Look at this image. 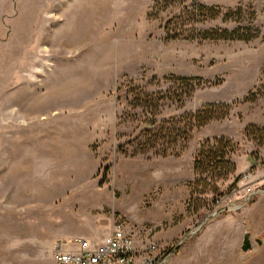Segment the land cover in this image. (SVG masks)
Instances as JSON below:
<instances>
[{"label":"rangeland","instance_id":"374dc122","mask_svg":"<svg viewBox=\"0 0 264 264\" xmlns=\"http://www.w3.org/2000/svg\"><path fill=\"white\" fill-rule=\"evenodd\" d=\"M197 1L219 14L193 24L183 13L172 23L256 36L165 39L178 6L152 16L153 0H0V264H55L57 239L82 238L92 248L117 220L138 246L157 242L155 232L168 222L186 225L169 243L158 242L174 247L167 264L190 248L206 217L223 213L212 214L214 199L248 181L256 190L245 205L264 195V145L243 133L264 115V0ZM175 76L197 77L199 85L181 108L164 101L161 117L209 103L231 105L229 117L195 130L177 156L120 153L141 119L125 104L128 87L165 91ZM72 100V111L63 110ZM215 136L237 144L233 161L250 157L249 177L226 193L232 175L219 193L196 198L198 210L187 209L180 199L191 191L193 157ZM168 187L170 207L157 200ZM228 201L219 204L225 213L243 202Z\"/></svg>","mask_w":264,"mask_h":264},{"label":"trees","instance_id":"16d2710c","mask_svg":"<svg viewBox=\"0 0 264 264\" xmlns=\"http://www.w3.org/2000/svg\"><path fill=\"white\" fill-rule=\"evenodd\" d=\"M178 6V13L173 14L164 25L165 39H213V40H250L256 35H244L238 30H213L199 29L196 25L191 27H177L178 23H172L173 19L181 18L184 13L188 15L193 24L207 17L215 18L219 11L214 7H208L197 0H153L152 16H157L167 9ZM232 16V14H227ZM187 18V17H186ZM172 24V27L168 25ZM189 28V29H187ZM249 31V28H246ZM189 31V33H185ZM197 77H171L172 85L165 91L149 93L139 86L128 87L124 96L127 107L138 111L141 115L140 127L137 134L118 145L120 153L130 156L152 154L159 157L177 156L186 147L192 133L205 127L211 121L222 120L229 117L231 105L209 103L199 109L168 118L161 117L164 101L181 108L186 99L196 90L198 83H193ZM120 90V89H118ZM246 138H251L258 145H264V125L259 126L249 123L243 131ZM237 151V144L224 136H215L203 139L193 157V179L190 182V197L187 209L194 208L201 203L196 198L208 192L212 195L219 193L218 184L228 180L236 170L232 156ZM241 174L233 177L226 193L239 181ZM220 193L217 198L224 195ZM216 203V199L213 201ZM201 206V205H199ZM195 207L197 210L199 208ZM213 209V207H212Z\"/></svg>","mask_w":264,"mask_h":264},{"label":"crops","instance_id":"0c3cea01","mask_svg":"<svg viewBox=\"0 0 264 264\" xmlns=\"http://www.w3.org/2000/svg\"><path fill=\"white\" fill-rule=\"evenodd\" d=\"M91 60H94L93 57ZM76 77V82L78 83L79 75L76 74ZM71 88L70 94H73L72 85ZM56 92L58 94H55V96L61 94L60 90H56ZM64 96H66L65 93ZM53 98L55 97L48 98L45 104H47L49 99ZM73 106H75V100H72L69 106H65L63 110L72 111ZM261 115L259 119L250 123H264V115L262 117ZM66 136L69 137L70 133ZM234 163L236 170L233 176H238L244 173L245 166L251 165V159L245 155V157L234 159ZM170 193L169 187L167 192H158L157 200L160 198L158 202L167 203L168 207H170ZM189 197L190 190L188 189L180 200L185 203ZM235 200L238 199L235 198ZM171 201L173 202L174 198H171ZM168 223L170 224H168L167 228L155 232L154 239L156 238L157 242L162 244L169 243L185 231L186 225L184 224ZM201 228L194 241L188 245L190 248H180L167 264H264V195L252 203L238 206L234 211L218 213V215L207 219ZM110 229L111 227L109 231ZM246 233H249L248 238L251 247L247 251H243L241 246Z\"/></svg>","mask_w":264,"mask_h":264},{"label":"built area","instance_id":"2783aa9c","mask_svg":"<svg viewBox=\"0 0 264 264\" xmlns=\"http://www.w3.org/2000/svg\"><path fill=\"white\" fill-rule=\"evenodd\" d=\"M248 177V173L242 174L236 185L247 180ZM255 190L256 188L252 187L249 181L244 182L234 190L235 192L216 200L212 214L227 209L219 206L222 199H227L230 205H234L232 199L235 197L243 201L241 204H245ZM198 229L199 226L195 227L188 235ZM52 247V259L55 264H164L174 249V247L161 246L153 240L138 246L135 238L125 230L121 220L114 223L110 233L95 247L90 248L89 245L87 247L82 238L57 239Z\"/></svg>","mask_w":264,"mask_h":264},{"label":"water","instance_id":"95a60500","mask_svg":"<svg viewBox=\"0 0 264 264\" xmlns=\"http://www.w3.org/2000/svg\"><path fill=\"white\" fill-rule=\"evenodd\" d=\"M208 218H209V216L206 217L205 220H207ZM248 237H249V233H246L245 236H244V240H243L242 246H241V249L243 251H247L251 247V244L249 242V238Z\"/></svg>","mask_w":264,"mask_h":264}]
</instances>
